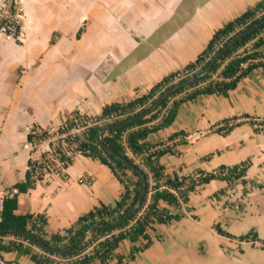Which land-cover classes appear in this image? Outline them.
<instances>
[{"label":"crops","instance_id":"0c3cea01","mask_svg":"<svg viewBox=\"0 0 264 264\" xmlns=\"http://www.w3.org/2000/svg\"><path fill=\"white\" fill-rule=\"evenodd\" d=\"M22 1L19 44L0 34L1 198L23 180L27 161L48 151L46 142L35 148L26 143L31 126L54 132L74 112L97 116L105 105L147 93L192 62L215 30L261 0ZM258 51L264 52V45ZM242 116L264 118V72L259 69L225 97L199 96L181 104L168 127L146 137L148 145H156L183 134L177 154L158 160L165 175L209 173L245 161L248 167L244 184L230 190L224 182L210 181L179 210L169 209L183 217L154 225L147 232L152 243L130 262L124 259L129 248L142 242L121 241L115 254L122 264H264L259 242L227 239L213 229L234 238L252 232L264 241V128L254 132L242 122L227 134L214 132L223 120ZM120 192L105 166L74 155L66 168L17 195L15 214L41 215L45 231L55 233L100 204L112 205ZM0 256V264H33L15 252Z\"/></svg>","mask_w":264,"mask_h":264},{"label":"trees","instance_id":"16d2710c","mask_svg":"<svg viewBox=\"0 0 264 264\" xmlns=\"http://www.w3.org/2000/svg\"><path fill=\"white\" fill-rule=\"evenodd\" d=\"M263 9L264 0H261L223 24L211 34L204 49L192 62L163 77L147 93L126 103L105 105L97 116L89 117L74 112L66 117L54 132L31 126L25 137L26 143L35 148L46 142L48 151L41 154L38 160L27 161L23 180L13 184L1 199L0 237L13 238L19 242L0 240V255L15 252L26 256L33 264H110L112 261L113 264H122L123 258L115 254L118 244L121 241L130 244L141 241L140 247L132 245L129 248L124 259L130 262L152 243L147 232L152 231L154 225L165 226L179 221L183 214L171 213L169 209L179 210L187 204L188 197L198 193L201 187L210 181L224 182L230 190L236 183L244 184L243 177L248 161L233 166H219L209 173L197 170L187 176L165 175L158 160L165 154H177L175 146L183 143V134L172 135L156 145H148L145 140L148 135L168 127L181 104L192 102L199 96L225 97L228 91L233 90L237 82L252 70L259 69L264 72V52L258 51L264 45V25L224 52L199 81L168 95L148 116L101 134V141L106 148L123 157L132 169L101 150L95 143V135L100 128L134 117L149 108L163 91L176 83L177 76L190 72L189 75L178 78L177 82H182L199 75L227 43L264 19V13L255 17L256 13ZM15 14L10 3L7 15L0 18V29H4V35H9L11 40L19 44L20 25L13 24ZM9 26H12V31L7 29ZM110 115L121 118L110 124L101 123V120ZM242 122H246L254 132H257L258 128H264V118L258 120L242 116L223 120L214 132L219 135L227 134ZM74 155L96 160L111 172L121 186V192L113 204H100L82 214L69 228L64 229L62 234L60 231L47 233L45 220L41 215L15 214L17 195L26 193L36 183L42 182L46 174L56 172L57 163H62L63 169L66 168ZM137 171L143 175L145 190L136 213L126 218L139 192L140 179ZM160 204L164 206L159 207ZM96 226L106 227L92 231L81 246L73 251L55 254L46 250H67L74 246L87 230ZM213 229L227 239L259 242L260 247H264V241L258 240L252 232L234 238L217 226ZM28 237H32L34 241ZM89 246H92L90 254L80 260L66 263L55 260L72 257Z\"/></svg>","mask_w":264,"mask_h":264},{"label":"water","instance_id":"95a60500","mask_svg":"<svg viewBox=\"0 0 264 264\" xmlns=\"http://www.w3.org/2000/svg\"><path fill=\"white\" fill-rule=\"evenodd\" d=\"M264 25V19L253 24L252 26H250L248 29H246L244 32H242L241 34H239L238 36H236L234 39H232L229 43L226 44V46H224L214 57L213 59L209 62V64L206 66V68L197 76L189 78L188 80L182 81V82H176L174 83L171 87H169L168 89H166L165 91H163L159 97L155 100V102L146 110H144L143 112H141L140 114L128 118L126 120H122L120 122H117L115 124L109 125V126H105L102 127L98 130L97 134L95 135V143L98 145V147L103 150L106 154L113 156L115 159L119 160L120 162H122L123 164L129 166L131 169L132 167L129 165V162H127L123 157L115 154L112 150L106 148V146L102 143L101 141V134H103L104 132H106L109 129H115L121 126H125L127 124H131L137 120H140L142 118H145L146 116H148L150 113H152L160 103H162L168 95H170L171 93H173L174 91L187 86V85H191L193 83H196L197 81H199L202 77H204L207 72L210 70V68L213 66V64L218 60V58L224 53L226 52L228 49H230L233 45H235L237 42H239L240 40H242L243 38L247 37L248 35H250L252 32H254L256 29H258L259 27ZM138 176L140 179V187H139V192H138V196L137 199L135 201L134 206L132 207V209L128 212V214L126 215V218L131 217L133 214L136 213V211L138 210L139 206H140V201L143 197L144 194V190H145V184H144V178L143 175L140 174L138 171ZM118 225V224H116ZM106 226H96L94 228H90L89 230H87L82 236L81 238L77 241V243L72 246L71 248L67 249V250H55V249H51V248H46V250L50 253H55V254H62V253H66V252H70L73 251L75 249H77L78 247L81 246V244L83 243V241L85 240V238L94 230H98V229H103ZM22 236H25L24 234H21ZM29 240L34 241V239L32 237H28ZM38 245L42 246L40 243H38Z\"/></svg>","mask_w":264,"mask_h":264},{"label":"built area","instance_id":"2783aa9c","mask_svg":"<svg viewBox=\"0 0 264 264\" xmlns=\"http://www.w3.org/2000/svg\"><path fill=\"white\" fill-rule=\"evenodd\" d=\"M10 3L13 5V9L15 10V13H16L14 18H13V20H14L13 24H19L20 25L19 19H20V16L22 15V9H21V5H20L21 4L20 0H11V1L10 0H0V18L5 17L7 15V8H8ZM263 13H264V9L262 11H260V12H257L255 17H258V16L262 15ZM21 28H22V26L20 25L19 32H21ZM7 29L9 31H12V26L11 27L9 26ZM3 30L4 29H0V34L3 35L5 38L11 39L9 37V35H7V36L4 35V31ZM189 74H190V72H188V73L186 72L183 75L177 76L176 79H175V82L178 81V78H181V77L189 75ZM120 118L121 117H116V116L110 115V116L104 118L103 120H101V123L110 124V123H113L114 121H116V120H118ZM203 135H204L203 132H201V131L197 132V136L198 137H202ZM56 169H60V170L63 169L62 163H57L56 164ZM151 185H152V183H151ZM1 199L2 198L0 197V208H1ZM239 204L242 205L241 202H238L236 204V206H238ZM60 233L62 234L63 230H61ZM0 240H1V242H5L7 240L19 242V241L13 239V238H4V237H0ZM21 243L25 244V242H21ZM91 248H92V246H89L86 249H84L82 252H80V253L72 256V257H67V258H63V259L59 258V259H55V260L58 261V262H61V263H66V262H71V261H75V260H80L82 257L87 256V255L90 254Z\"/></svg>","mask_w":264,"mask_h":264},{"label":"rangeland","instance_id":"374dc122","mask_svg":"<svg viewBox=\"0 0 264 264\" xmlns=\"http://www.w3.org/2000/svg\"><path fill=\"white\" fill-rule=\"evenodd\" d=\"M21 4H23V1L21 0L20 2ZM19 22H20V25L22 26V15L20 16V19H19ZM193 140H197L198 137L195 135V134H192V136H190ZM240 206V204L238 205Z\"/></svg>","mask_w":264,"mask_h":264}]
</instances>
